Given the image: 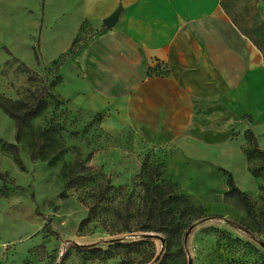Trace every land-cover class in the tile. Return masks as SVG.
<instances>
[{
  "label": "rangeland",
  "instance_id": "rangeland-1",
  "mask_svg": "<svg viewBox=\"0 0 264 264\" xmlns=\"http://www.w3.org/2000/svg\"><path fill=\"white\" fill-rule=\"evenodd\" d=\"M74 1L0 0V100L32 102L49 81V106L25 128L21 142L16 141L15 121L0 107V264H157L164 233L139 229L148 220L141 202L142 164L144 175L172 182L177 193L188 197L189 203L170 202L172 210L160 224L173 229L169 264L184 259L183 264L189 259L191 264H264V160L251 162L260 179L259 194L249 199L253 217L224 194L207 195L201 181L188 194L191 180L176 173L180 165L172 163L170 147L149 144L105 109L72 93L70 52L60 54L79 14ZM85 173L92 177L89 182L74 183ZM109 184L116 188L108 196L109 211L99 206L83 222L96 193ZM190 205L203 209L200 217ZM49 219L59 238L48 231ZM189 219V226L177 230ZM136 240L131 250L116 248L111 257L74 248Z\"/></svg>",
  "mask_w": 264,
  "mask_h": 264
},
{
  "label": "crops",
  "instance_id": "crops-1",
  "mask_svg": "<svg viewBox=\"0 0 264 264\" xmlns=\"http://www.w3.org/2000/svg\"><path fill=\"white\" fill-rule=\"evenodd\" d=\"M74 4L79 14L60 54L79 43L67 61L72 93L149 144L170 147L176 173L191 180L188 194L201 181L207 195H223V168L257 196L260 179L245 148H253L250 130L264 151V0ZM119 7L113 26L100 30Z\"/></svg>",
  "mask_w": 264,
  "mask_h": 264
},
{
  "label": "trees",
  "instance_id": "trees-1",
  "mask_svg": "<svg viewBox=\"0 0 264 264\" xmlns=\"http://www.w3.org/2000/svg\"><path fill=\"white\" fill-rule=\"evenodd\" d=\"M106 29V26L102 24L100 30ZM73 53V49L70 50V54ZM26 70L30 72V78L36 79V74L34 70L21 61ZM154 71V68H150L148 70V73L151 74ZM49 93V81L47 80L39 93H37L34 97V100L32 102L26 101L24 99H7V101H2L0 100V107L4 112H6L14 121L16 124V132H15V137L17 142H21L23 135H24V130L28 126L32 124L33 119L42 114V112L48 108L49 106V99L47 97V94ZM246 137L249 141L252 142L253 148H245V152L247 156L252 160L255 159H263L264 160V151H262L260 148L257 147L255 140H254V135L253 133L249 130L247 131ZM11 146L16 149V154L18 156V147L16 144L11 143ZM17 162L21 164L22 168H24L22 160L17 157ZM251 167V166H250ZM145 165H141L140 167V175L143 177V188H144V193L142 194V199L141 202L144 206V210L148 214L147 216V223L141 225L139 229L143 231H162L164 233L163 238V245H164V252L158 258L157 264H169L172 259V253L170 252L171 248V236H172V230L171 229H164L161 227V223L163 222L162 219H164L167 214L172 210L171 208H167L169 206V203L171 204H176L179 205L182 200L186 203H189L188 197L183 196V193H177L175 191V184L172 182H163L162 180L158 181L156 179V175L154 176L153 173H148V176L144 175L145 174ZM252 168V167H251ZM221 170L226 174V183L228 186V189L225 191L224 195L232 200L234 202L241 206L247 216H254V212L251 207V201L249 200L251 197L247 195L244 191H242L236 184L233 179L232 174L221 168ZM252 171L255 175H258L259 172L252 168ZM148 177V179H146ZM91 175L89 173H85L83 175H80L77 177L76 181L74 183H79V184H85L89 182L91 179ZM7 179L4 180L6 182ZM71 184V183H70ZM72 185V184H71ZM116 188L109 184L107 185L104 189L99 190L95 198L97 200L95 203H92L91 207L88 210L87 216L83 219V222L91 220L92 217H94L97 214V207L102 206L104 211H109V207L107 200L109 193L112 190H115ZM184 197V198H183ZM182 199V200H181ZM167 208V209H166ZM189 210L194 212L195 217H200L202 214L203 209L201 207H193L190 205ZM166 209V210H165ZM175 209V208H173ZM187 210V211H189ZM115 212L119 218H123L121 212L118 209H110V212ZM185 212V210H183ZM146 214V215H147ZM191 216L190 218L194 217ZM191 220H187L185 223H179L177 225V230L179 228L187 227L190 225ZM48 231L51 234L56 235L58 238L59 233L55 231L50 224V219L48 220ZM125 230L129 231L131 230L129 225H124ZM145 240V239H140ZM139 240L136 241H115L114 243H110L107 248H102V247H96L92 245H74V248L77 251L80 252H88L90 254H93L95 256H106V257H111L114 254V250L116 248H125L127 250H131L132 247L135 245V243H139ZM185 263V259L182 260V264ZM188 263V262H187Z\"/></svg>",
  "mask_w": 264,
  "mask_h": 264
},
{
  "label": "water",
  "instance_id": "water-1",
  "mask_svg": "<svg viewBox=\"0 0 264 264\" xmlns=\"http://www.w3.org/2000/svg\"><path fill=\"white\" fill-rule=\"evenodd\" d=\"M119 11H120V7L117 8L111 15H109L108 17L104 18L103 19V24L106 26V27H111L113 26V24L115 23V21L117 20V16L119 14ZM161 241H162V244H163V238L160 237ZM261 246L264 247V242H261ZM187 264H191V260L189 259L188 260V263Z\"/></svg>",
  "mask_w": 264,
  "mask_h": 264
}]
</instances>
